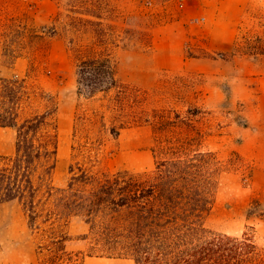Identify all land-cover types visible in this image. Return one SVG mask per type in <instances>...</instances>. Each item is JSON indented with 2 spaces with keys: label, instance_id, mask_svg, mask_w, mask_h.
Masks as SVG:
<instances>
[{
  "label": "rangeland",
  "instance_id": "obj_1",
  "mask_svg": "<svg viewBox=\"0 0 264 264\" xmlns=\"http://www.w3.org/2000/svg\"><path fill=\"white\" fill-rule=\"evenodd\" d=\"M85 2L0 0V77L25 78L33 85L38 97L26 114L40 112L52 103L57 107L56 184L69 177L68 166L75 154L72 147L80 140L78 135L74 137L77 117L101 114L102 101L79 98L75 93L78 60L98 50L83 23L76 20L84 18ZM105 3L104 23L114 25L124 38L125 47L111 52L118 81L132 92L129 103L137 102L149 112H177L192 120L203 135L201 148L215 152L226 164L206 228L240 236L250 227L264 246V185H259L261 176L253 171L256 162L237 158V139L227 130L231 124H245V110L253 103L264 111V0ZM11 19L26 25L28 32L19 39L21 57L12 66H3L2 37L17 24ZM41 27L46 29L42 32ZM50 29L54 31L50 33ZM232 56L239 60L236 67L227 62ZM252 59L259 61L252 63ZM236 68L242 72L240 83L235 81ZM248 88H254L255 95H249ZM44 95L52 98L47 100ZM110 127L106 118H97L94 125L85 127L81 141L91 147L94 170H152L151 126L134 124L121 129L116 137L110 134ZM14 143V130L0 127V157L11 156ZM68 231L73 236L81 232L76 224ZM42 243L31 234L17 202L0 205V264H42ZM67 249L78 264H134L126 258L85 256L84 245L76 239Z\"/></svg>",
  "mask_w": 264,
  "mask_h": 264
},
{
  "label": "trees",
  "instance_id": "obj_2",
  "mask_svg": "<svg viewBox=\"0 0 264 264\" xmlns=\"http://www.w3.org/2000/svg\"><path fill=\"white\" fill-rule=\"evenodd\" d=\"M105 1L87 0L84 18L76 19L98 50L78 60L75 93L102 103L98 116L95 112L76 119L74 137L80 140L72 147L75 154L63 184L53 180L56 104L26 114L38 97L33 85L25 78L0 77V127L15 132L13 154L0 157V205L21 206L31 234L44 242L39 246L45 255L42 264H78L67 251L73 239L84 245L85 256L126 258L134 264H264V246L253 228L240 236L206 228L226 164L215 152L201 148L203 135L192 120L129 103L132 92L118 81L111 52L125 47L124 38L114 25L104 23ZM11 20L17 24L2 37L3 66L21 57L19 39L28 32L26 25ZM97 118L108 119L114 137L131 125H150L153 169L95 171L91 147L81 139ZM71 224L79 226L78 235L68 231Z\"/></svg>",
  "mask_w": 264,
  "mask_h": 264
},
{
  "label": "crops",
  "instance_id": "obj_3",
  "mask_svg": "<svg viewBox=\"0 0 264 264\" xmlns=\"http://www.w3.org/2000/svg\"><path fill=\"white\" fill-rule=\"evenodd\" d=\"M252 60V63L259 61V59ZM237 61L239 60L236 56L227 59V62L235 67ZM235 73L238 74L235 77V81L240 83L243 79L242 72H238V68H236ZM228 78H231V76ZM247 92H250L249 95H255L254 88H248ZM245 111L247 118L245 124H231L227 127V130L230 132V136L237 139L236 152L238 156L244 161L251 160L256 162L253 171L257 176H261L259 185H264L262 179L264 177V111L260 112L256 109L254 103L250 107H247Z\"/></svg>",
  "mask_w": 264,
  "mask_h": 264
}]
</instances>
